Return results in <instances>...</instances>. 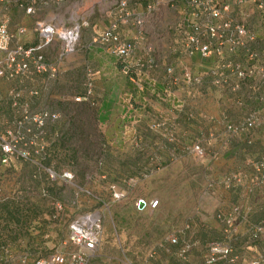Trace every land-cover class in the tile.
Masks as SVG:
<instances>
[{"label": "rangeland", "instance_id": "374dc122", "mask_svg": "<svg viewBox=\"0 0 264 264\" xmlns=\"http://www.w3.org/2000/svg\"><path fill=\"white\" fill-rule=\"evenodd\" d=\"M125 1L129 9L141 11L145 3L154 0ZM215 1L218 4L230 2ZM115 2L62 0L46 6L37 3L31 15L23 14L17 6L9 8V28L14 31L17 26L25 27V34L18 39L25 46L37 42L32 27L35 20L49 21L56 27H66L73 21H79L82 26L75 50L58 61L55 79L47 82L46 89L29 104L33 110L43 108L56 114V118H49L44 124V154L41 160L45 167L55 172L56 178L49 181L43 172L32 178L35 173L32 162L0 164L1 190L9 197H17L22 209L13 202L7 206L17 208L23 217L22 224L16 226L13 221L5 223L0 215V244L6 245L8 250L6 262L20 264L16 256L21 254L28 258L24 264H30L34 257L73 250L71 245L62 244L68 221L81 211L95 208L102 215L101 236L87 264H120L121 261L130 264H203L206 243L221 237V226L215 220V213L226 212L234 204L240 205V200L233 201L239 194L238 198H250L259 205L256 211L245 215L237 224L236 250L259 256L263 259L259 262L261 264L264 261V241L243 244V234L247 225L264 217V172L256 173L250 165L260 154H264V134L255 132L252 143L245 145L240 139L224 136L222 121L223 116L239 121L247 107L255 106L252 94L250 98L247 97L249 94L244 95L252 90V84L244 81L236 92L208 84L191 87L202 94L211 90L225 92L226 97L220 106L221 115L209 114L205 109L198 110L199 114L214 117L212 127H209L214 132L211 137L208 130L201 129V134L197 132L188 135L185 140L178 139L174 135L177 126L167 125L165 119L161 129H151L150 124L157 121L155 117L158 115H176L175 111H179L186 122L183 111H194L190 105L179 107V99L172 100V95L162 94V87L157 81L165 66L172 65L175 75H180L179 67L199 74L213 66L216 59L174 57L168 47L177 45L181 33L185 31L180 21L187 9L182 0L172 3L161 0L154 5L144 25L146 39L154 48L155 68L141 73L139 87L135 86L119 71L113 55L89 45L90 36L99 33L112 19ZM243 12L247 9L232 10L236 17H241ZM247 26L256 33L257 43L264 41L263 14H253ZM118 33L124 39H131L134 29L120 24ZM57 44V41H52L44 48L46 62L54 63ZM41 82H45L44 75L27 77L22 84L37 88ZM86 82L91 84L89 101H74V96L83 93ZM15 87H19L17 82L0 79V133L16 115L6 99L7 91ZM173 91L180 94L186 89L181 85ZM237 98L239 104L235 103ZM157 131L162 135L161 144L166 145L168 150L161 164L149 160L152 151L148 148V141L158 136ZM171 131L172 135H169ZM195 138L203 143L206 150L204 159L181 150ZM171 147L172 150L169 149ZM125 153L137 159L143 168L137 170L136 180L124 179L121 182V178L117 180L115 173L111 172L116 168V157ZM64 171L72 174L70 181L60 177ZM229 172L240 173L242 179L240 185L226 189L221 178ZM261 180L263 183H260ZM111 186L122 190L124 197L113 200ZM41 189L46 196H40ZM137 198L145 202L160 199H157L155 207L149 209L145 206L138 211L134 206ZM51 199L58 200L63 209L54 220L48 215ZM12 229L18 233L12 235L7 232ZM169 235L175 236L177 243H168L166 238ZM182 243L191 245L185 260L177 257ZM244 256L249 257L246 253Z\"/></svg>", "mask_w": 264, "mask_h": 264}, {"label": "built area", "instance_id": "2783aa9c", "mask_svg": "<svg viewBox=\"0 0 264 264\" xmlns=\"http://www.w3.org/2000/svg\"><path fill=\"white\" fill-rule=\"evenodd\" d=\"M61 1L0 0V79L14 81L19 85L18 88H11L6 93V99L16 115L10 120L9 126L0 133V164L10 161L32 162L35 167L32 178H36L40 172H43L49 181H53L57 175L41 162L44 154V124L47 119L56 118V114L44 111L43 108L33 110L29 104L46 89L47 82L55 79L58 61L75 50L82 23L73 21L66 27H56L49 21L35 20L32 27L36 33L37 42L32 46H25L18 40L25 34V27L17 26L14 31L9 28V8L17 6L23 14L31 15L37 3L46 6ZM160 1L147 2L141 11H133L129 9L125 0H116L113 17L108 25L89 38V45L98 47L116 58L119 71L137 87H139L140 74L155 68L154 48L146 39L144 25L154 5ZM168 1L172 3L175 0ZM229 1L218 4L215 0H182L187 12H184L180 24L185 27V31L181 33L178 44L172 47L167 46L168 49L174 57L177 55L187 58L197 57L200 60L215 58L216 62L199 74L192 73L188 68L179 67L180 75H175L173 66L169 64L163 69L158 83L162 87V94L171 96L172 90L181 85L189 94L203 95L191 87H203L208 84L211 87H222L236 92L242 82L249 81L252 84V90L246 91L244 95L249 94L247 97L250 98L251 93L255 106L247 107L239 121H231L225 116L222 117V121L226 138H237L245 145H250L255 132L264 134V41L257 43V35L247 26V21L255 13L264 15V0ZM235 8H246L247 12H243L241 17H236L232 14ZM120 24L130 25L134 29L131 39L120 36L118 33ZM52 41H57L58 44L54 63H48L45 61L43 51ZM257 44L259 45L256 46ZM40 75H44L45 82H41L37 88L28 86L26 83L22 84L27 77ZM90 95L91 84L86 82L83 93L80 96H74L73 100L89 101ZM235 103L239 104L238 98L235 99ZM182 105H185L184 98H180L179 107ZM183 116L190 121L196 115L194 111L187 109L183 111ZM196 117L201 121L198 133L201 134V129H204L208 130L209 137L213 136L214 132L212 128L210 132L209 127L214 122V117L206 113H198ZM163 126L164 120H157L150 124L153 130L161 129ZM181 150L198 159H204L206 156L203 143L198 138L184 145ZM250 165L256 173H263L264 154H260ZM60 177L70 181L72 174L64 171ZM241 179L240 173L229 172L223 175L221 183L226 189H231L240 184ZM110 188L113 200L124 197L122 190L114 189L112 186ZM39 194L46 196L43 189ZM16 198L4 194L0 187V214L14 209L7 206L11 202L21 210L22 203L20 200L17 203ZM139 201L142 202L141 207H138ZM157 203L156 198L149 202L137 198L134 206L140 211L145 206L149 209L153 208ZM49 205L48 215L51 220H54L63 209L56 199H51ZM214 217L221 226V237L206 243L203 264L240 262L259 264L260 260H263L259 256L250 258L244 256L245 250L240 252L236 250L237 224L242 220L240 205L234 204L226 212L215 213ZM101 224L102 215L98 209H88L75 214L66 225V238L62 242V244L71 245L73 250L54 251L45 256L34 257L30 260V264H87L99 244ZM243 237L245 238L243 244L264 241V218L247 225ZM166 241L175 244L177 238L169 235ZM190 246L188 243H182L177 257L185 260ZM7 252L6 245L0 244V264H9L5 258ZM16 259L20 264L28 261L26 255L21 254L17 255ZM120 264L130 263L121 261Z\"/></svg>", "mask_w": 264, "mask_h": 264}, {"label": "crops", "instance_id": "0c3cea01", "mask_svg": "<svg viewBox=\"0 0 264 264\" xmlns=\"http://www.w3.org/2000/svg\"><path fill=\"white\" fill-rule=\"evenodd\" d=\"M152 81L154 82V80ZM158 82L159 81H157V83ZM224 93L221 92L220 90L218 91L211 90V92L206 91L203 95H196L195 93L189 94L187 91L184 93H181L180 91V94H178L176 91H173L171 99L175 101H178L179 99L180 101V98H184L185 105L187 106L190 105L193 108L196 116L198 115L197 114L198 110H201V109H205L209 114L218 116L217 114L221 115L223 113L221 112L220 106L222 105L221 102H224L223 98L226 97ZM219 96H221V98H219ZM225 101L228 102L229 99L226 98ZM179 113H180L179 111H175L176 115H173L174 113H170V114H165V117L158 115L155 117V120H158L159 118L163 120L165 119L167 122V125L177 126L176 128L177 132L174 133L175 137H178V139L185 140V137H188V135H192L198 132L201 121L199 118L195 116V118L192 119L194 123L193 122L187 123V121L185 122L182 119L183 117ZM157 134L158 136L155 135L153 139L148 141V148L150 151H152L151 157L149 158V160L152 159L151 162L153 161V162H157V164L158 163L161 164V162L163 161L165 152L166 151L168 152V150H167L166 145L161 144V141H162L160 137L162 136L161 133L157 131ZM169 135H172V131ZM172 144H175V143H172ZM172 148L173 147L169 149L172 150ZM116 159H117L116 161L117 165H116V168H114V171L111 172V174L115 173L117 180L121 178L120 180L121 182H123L124 179L136 180L138 178L137 174H139V171L137 170L139 168L142 169L143 167H141L140 165L141 163L137 159H135L132 155H129L128 153L122 154L121 156H117ZM260 183H263V181L261 180ZM238 196L239 194H237V196L233 198V201L237 202L238 200H240L239 201L240 202L239 204L241 206V217L240 218L243 219L245 215L250 214L253 211H256V207L259 204H257L255 201H252L250 198L241 199V198H238ZM157 199L159 200L160 198H157ZM246 254H248L249 258L252 256L254 257V255H251L248 252H246Z\"/></svg>", "mask_w": 264, "mask_h": 264}, {"label": "trees", "instance_id": "16d2710c", "mask_svg": "<svg viewBox=\"0 0 264 264\" xmlns=\"http://www.w3.org/2000/svg\"><path fill=\"white\" fill-rule=\"evenodd\" d=\"M116 64L118 65L117 61H116ZM0 215L2 216L3 220L6 221L7 223L9 221H13V222H15L16 226H20L22 224L23 217H22L21 213H19L16 209H13L10 211H5L4 213L2 212ZM7 232H10L12 235L18 233V231H16V229H12V230L7 231Z\"/></svg>", "mask_w": 264, "mask_h": 264}, {"label": "water", "instance_id": "95a60500", "mask_svg": "<svg viewBox=\"0 0 264 264\" xmlns=\"http://www.w3.org/2000/svg\"><path fill=\"white\" fill-rule=\"evenodd\" d=\"M141 206H142V202L139 201V203H138V207H141Z\"/></svg>", "mask_w": 264, "mask_h": 264}]
</instances>
